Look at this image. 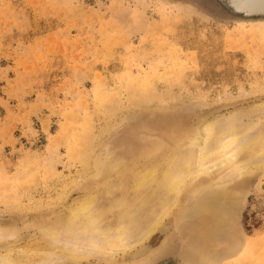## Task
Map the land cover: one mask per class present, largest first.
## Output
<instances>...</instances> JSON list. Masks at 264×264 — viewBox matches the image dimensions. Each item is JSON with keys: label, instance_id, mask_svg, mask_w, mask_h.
I'll return each instance as SVG.
<instances>
[{"label": "rangeland", "instance_id": "374dc122", "mask_svg": "<svg viewBox=\"0 0 264 264\" xmlns=\"http://www.w3.org/2000/svg\"><path fill=\"white\" fill-rule=\"evenodd\" d=\"M253 21L214 0H0V220L34 234L15 257L39 250L79 196L110 199L94 160L108 167L138 120L158 130L160 116L264 102ZM240 213L252 244L236 264H264V181Z\"/></svg>", "mask_w": 264, "mask_h": 264}, {"label": "bare ground", "instance_id": "6f19581e", "mask_svg": "<svg viewBox=\"0 0 264 264\" xmlns=\"http://www.w3.org/2000/svg\"><path fill=\"white\" fill-rule=\"evenodd\" d=\"M226 3L264 22L261 0ZM216 107L160 116L158 130L138 120L108 167L94 160L110 199L76 198L67 218L41 229L44 244L33 254L15 257L14 245L34 238L30 227L0 220V264H236L252 244L240 212L264 181V102L247 114ZM118 169L121 177L111 179Z\"/></svg>", "mask_w": 264, "mask_h": 264}, {"label": "water", "instance_id": "95a60500", "mask_svg": "<svg viewBox=\"0 0 264 264\" xmlns=\"http://www.w3.org/2000/svg\"><path fill=\"white\" fill-rule=\"evenodd\" d=\"M214 2L217 3V5L219 6V8H221V10L223 12H225V14H228L229 16H232L233 18H239V19H243V20H245V19H251V18H253V19L254 18L255 19L260 18V17H257L259 15H254V14L247 15V14H244L242 12H237L235 10L233 11L234 13L231 12V10L229 9V6L226 3V0H214ZM262 17H264V16H262Z\"/></svg>", "mask_w": 264, "mask_h": 264}]
</instances>
